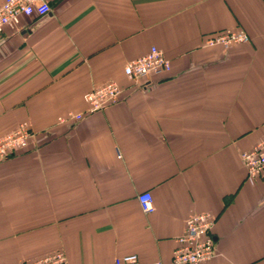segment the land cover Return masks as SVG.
Returning a JSON list of instances; mask_svg holds the SVG:
<instances>
[{
	"label": "crops",
	"instance_id": "1",
	"mask_svg": "<svg viewBox=\"0 0 264 264\" xmlns=\"http://www.w3.org/2000/svg\"><path fill=\"white\" fill-rule=\"evenodd\" d=\"M46 1L0 35V138L33 132L0 160V264H171L197 214L214 219L204 264H264V174L246 180L241 160L264 139V0ZM226 30L250 42L205 45ZM152 46L172 70L131 81ZM111 81L118 102L88 113L86 93ZM68 113L84 117L59 123Z\"/></svg>",
	"mask_w": 264,
	"mask_h": 264
},
{
	"label": "built area",
	"instance_id": "2",
	"mask_svg": "<svg viewBox=\"0 0 264 264\" xmlns=\"http://www.w3.org/2000/svg\"><path fill=\"white\" fill-rule=\"evenodd\" d=\"M51 11L46 0H3L0 7V35L8 27L20 23L23 16H45ZM250 42L249 35L243 30H226L206 39L207 47H223L225 49ZM172 70V63L165 53L156 46L149 52L128 63L124 68L125 76L137 83H146L155 76L168 73ZM122 92L120 85L111 81L98 86L86 93L84 100L88 104V113H96L118 102ZM83 114L68 113L58 117V122L66 124L79 121ZM33 132L28 123L21 124L15 131L0 138V160H4L15 152L29 147ZM246 170V180L256 182L264 174V139L249 151L241 155ZM139 202L145 211L153 207L151 193H143ZM214 219L209 214L193 215L186 221L183 235L177 239L171 264H204L216 256L215 242L211 235ZM17 264H67L63 253L58 252L51 256L33 261L19 262ZM114 264H141L135 254L118 257ZM160 264V263H156Z\"/></svg>",
	"mask_w": 264,
	"mask_h": 264
},
{
	"label": "rangeland",
	"instance_id": "3",
	"mask_svg": "<svg viewBox=\"0 0 264 264\" xmlns=\"http://www.w3.org/2000/svg\"><path fill=\"white\" fill-rule=\"evenodd\" d=\"M90 114H91V113H90ZM22 124H23V123H22ZM19 126H20V125H19ZM19 126H18V127H19ZM18 127H17V128H18ZM17 128H16V129H17ZM16 129H15V130H16ZM15 130H14V131H15ZM12 132H13V131H12ZM10 133H11V132H10ZM8 134H9V133H8ZM6 135H7V134H6Z\"/></svg>",
	"mask_w": 264,
	"mask_h": 264
}]
</instances>
